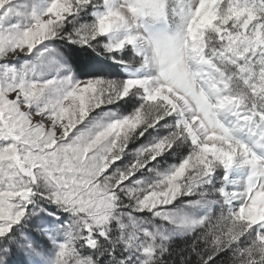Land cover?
Masks as SVG:
<instances>
[{
  "label": "snow or ice",
  "instance_id": "6c2138e0",
  "mask_svg": "<svg viewBox=\"0 0 264 264\" xmlns=\"http://www.w3.org/2000/svg\"><path fill=\"white\" fill-rule=\"evenodd\" d=\"M0 264H264V0H0Z\"/></svg>",
  "mask_w": 264,
  "mask_h": 264
}]
</instances>
